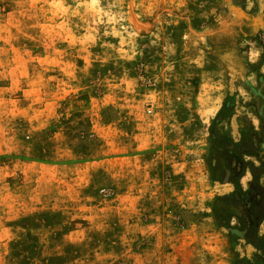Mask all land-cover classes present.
Segmentation results:
<instances>
[{"label": "rangeland", "instance_id": "374dc122", "mask_svg": "<svg viewBox=\"0 0 264 264\" xmlns=\"http://www.w3.org/2000/svg\"><path fill=\"white\" fill-rule=\"evenodd\" d=\"M225 100L264 142V0H0V264H264L213 211Z\"/></svg>", "mask_w": 264, "mask_h": 264}, {"label": "flooded vegetation", "instance_id": "af4514ba", "mask_svg": "<svg viewBox=\"0 0 264 264\" xmlns=\"http://www.w3.org/2000/svg\"><path fill=\"white\" fill-rule=\"evenodd\" d=\"M229 106V102L225 101L218 112L214 126L215 130L211 133V147L214 152L211 161L214 163L212 170L218 179H224L226 173L224 169L220 168V164L218 166L217 162H240L238 163L241 171L240 179L245 180L246 189L240 195L242 206L240 207V213L236 214L238 230H235L233 234L237 238L242 237L244 240L249 241L250 236L256 239V230L260 226L259 222L262 216H264V142L259 141V138L247 129L238 132V140L229 141L231 137L228 135L227 130L219 128L220 125L225 124L226 120L233 116L230 113ZM226 153L232 155V158L228 157ZM233 178L234 173L232 172L229 175V180L232 181ZM234 204L233 198L226 199L220 205V214H226L225 206L232 208ZM233 217L235 216H231V219ZM231 224V222H227V229L232 233L233 228L228 226ZM224 225L226 224L224 223ZM256 246L260 248L261 242L259 240Z\"/></svg>", "mask_w": 264, "mask_h": 264}, {"label": "crops", "instance_id": "0c3cea01", "mask_svg": "<svg viewBox=\"0 0 264 264\" xmlns=\"http://www.w3.org/2000/svg\"><path fill=\"white\" fill-rule=\"evenodd\" d=\"M225 101L223 102V104L225 103ZM221 108H222V106H221ZM238 132H240V131H238ZM238 132H237L236 137H235L234 133H228V135L231 137L229 141H236V140H238ZM217 163H218V166H219V164L221 165L220 168L221 169H224V172L226 173L224 179H218L217 176H215V174H214V172L212 170L213 169L212 166H213L214 163L211 162L210 167H209L210 168L209 175H211L212 181L214 180L213 181L214 184H217V186H216V189H218L217 191L219 193H223V194H220V196H218V197H227V196H230V195L234 194L235 186H234L233 182L231 180H229V175H231L232 172L234 173L233 180L235 182H237L238 186L243 189L242 191H244L245 190L243 188V185H245L244 182H243L244 180H241L240 179V177H241V171H240V164H238L240 162H227V163L226 162H217ZM238 174H240L239 178L236 177ZM239 239L240 240H244L242 237L239 238ZM254 240L256 241V239H254ZM247 242L249 244H252L255 248H258L256 246L257 244H253L250 241H247Z\"/></svg>", "mask_w": 264, "mask_h": 264}, {"label": "trees", "instance_id": "16d2710c", "mask_svg": "<svg viewBox=\"0 0 264 264\" xmlns=\"http://www.w3.org/2000/svg\"><path fill=\"white\" fill-rule=\"evenodd\" d=\"M239 176H240V174H238L236 177L237 178H239ZM214 181V180H213ZM232 182H233V184H234V186H235V193L234 194H232V195H230V196H227V197H217V199H216V205H215V207H214V214H215V216H216V219L217 220H219V218H218V213H220L221 212V207H220V205H221V203L222 202H224L226 199H228V198H233L234 199V201H235V204L233 205V207L232 208H230V206H225V208H226V211H225V213H228V212H233V210H235V209H240V195L242 194V190L240 189V187L238 186V184H237V182H235L234 180H232ZM228 209V210H227ZM224 212V211H223ZM234 216H236V214L234 213L233 214ZM232 215V216H233Z\"/></svg>", "mask_w": 264, "mask_h": 264}, {"label": "water", "instance_id": "95a60500", "mask_svg": "<svg viewBox=\"0 0 264 264\" xmlns=\"http://www.w3.org/2000/svg\"><path fill=\"white\" fill-rule=\"evenodd\" d=\"M249 241L253 244H257V242L253 239V236H250L249 237Z\"/></svg>", "mask_w": 264, "mask_h": 264}, {"label": "bare ground", "instance_id": "6f19581e", "mask_svg": "<svg viewBox=\"0 0 264 264\" xmlns=\"http://www.w3.org/2000/svg\"><path fill=\"white\" fill-rule=\"evenodd\" d=\"M234 65V64H233ZM235 66V65H234ZM218 189H216V191H217Z\"/></svg>", "mask_w": 264, "mask_h": 264}]
</instances>
